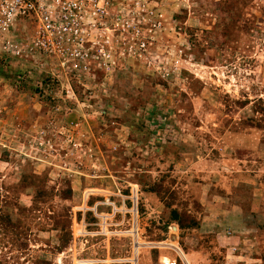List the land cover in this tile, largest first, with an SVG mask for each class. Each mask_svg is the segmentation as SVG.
<instances>
[{
  "label": "rangeland",
  "instance_id": "1",
  "mask_svg": "<svg viewBox=\"0 0 264 264\" xmlns=\"http://www.w3.org/2000/svg\"><path fill=\"white\" fill-rule=\"evenodd\" d=\"M152 6L107 64L0 51V264H264V0Z\"/></svg>",
  "mask_w": 264,
  "mask_h": 264
},
{
  "label": "built area",
  "instance_id": "2",
  "mask_svg": "<svg viewBox=\"0 0 264 264\" xmlns=\"http://www.w3.org/2000/svg\"><path fill=\"white\" fill-rule=\"evenodd\" d=\"M128 5L127 0H0V51H31L77 72L94 58L107 64L116 33L155 14L152 0ZM157 264L189 263L180 257Z\"/></svg>",
  "mask_w": 264,
  "mask_h": 264
}]
</instances>
